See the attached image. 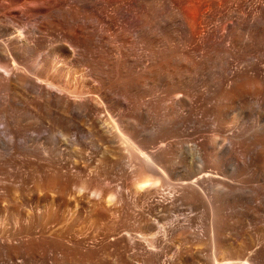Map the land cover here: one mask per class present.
<instances>
[{
    "label": "bare ground",
    "instance_id": "1",
    "mask_svg": "<svg viewBox=\"0 0 264 264\" xmlns=\"http://www.w3.org/2000/svg\"><path fill=\"white\" fill-rule=\"evenodd\" d=\"M263 1L0 0V160L16 151L57 155L66 170L15 191L0 181V206L29 211L6 233L0 223V264H48L27 259L26 246L39 241L26 231L31 226L80 254L90 240L86 255L100 236L117 239L139 264H158L165 238L203 246L178 253L177 262L264 264V189L256 186L264 177L250 169L264 159V138L248 153L264 132ZM49 31L84 55L80 78L54 82L41 76L45 59L29 60V40ZM112 52L120 84L89 59L98 53L103 67ZM88 78L96 93L77 90ZM92 118L102 145L83 126ZM91 167L136 178L125 192L132 201L110 206L101 190L69 182ZM109 209L121 217L110 219ZM92 217L106 235L91 228ZM242 236L257 247L236 256L226 243Z\"/></svg>",
    "mask_w": 264,
    "mask_h": 264
},
{
    "label": "rangeland",
    "instance_id": "2",
    "mask_svg": "<svg viewBox=\"0 0 264 264\" xmlns=\"http://www.w3.org/2000/svg\"><path fill=\"white\" fill-rule=\"evenodd\" d=\"M153 6H155V7H153L154 9L155 8H158V9L162 8L161 6L159 7V5H157V6L153 5ZM111 30H113V29H111ZM22 31L23 30L21 28L15 29V32H17L18 35H21ZM111 33L114 34V30L111 31ZM113 34H111V36ZM166 39L169 40V42L167 40V43H170L171 38L169 36H167ZM171 42H172V40H171ZM32 44H35V47L31 53V56L29 55V60H32V59H35V60L43 59L44 60L45 59L43 61L44 62V68L41 71V76L43 78H49L50 77L54 82L62 83V82H65L67 79L72 80L73 78H80V76L82 74L84 75L83 71H85V70H84V66L82 64L83 61H81L82 58L84 57V55L82 54L81 56H78L77 54H74L76 52H73L71 50L68 43L58 34V32L49 31V32H47L41 36L35 35V38L33 37L32 40H29V46H31ZM120 44L121 43L119 41L113 42V45H115V47H117V48L121 46ZM172 44H173V42H172ZM107 54L109 55L108 56L109 59L107 60L108 64L106 62V65L104 64L105 66L103 65V67L98 62V58H99L98 53H93L89 57V59L92 58L91 61H92V64H94L93 67L94 68L96 67L95 69H99V70H101V72L104 73V71H105L104 69L107 68L108 70L106 69V71H105L106 76L109 75L108 78L111 77L110 79L112 80V82H113V80L114 81L116 80L117 82L119 81L117 84H120V79H121V67H120V63H119L120 58L116 53H113V52H112V54L111 53H107ZM55 55L60 57V59H59V61H57V63L54 61L55 59H53V58H55ZM117 58H119V59H117ZM109 63H111V65H109ZM114 65L119 66L117 68L118 70L116 69V67ZM82 69H83V71H82ZM107 72L109 74H107ZM111 74L113 75V77ZM88 79H87L88 82L86 83V85L82 87L79 84V86H77V90L82 91V89H84V91L96 93L95 90L97 88H95V87H96L97 82L95 83L93 78H88ZM91 79H93V80H91ZM72 84H74V83H72ZM116 86L117 85H114V89H116L117 93H120L121 91H118V90H121V88H119L120 85L117 86L119 89H117ZM79 88H81V89H79ZM221 93L223 94V92H221ZM247 102L248 101H246V103ZM101 116H102V114H101ZM103 116H106V114L103 113ZM91 120L92 121L85 122L83 126L86 130H90L92 135L94 134L93 135L94 142H96L97 144L99 143L98 145H102L103 139H102L100 132L98 131L99 126L97 125L94 118H92ZM242 121L248 122L247 120H242ZM55 129L57 130L58 127L57 128L55 127ZM97 138H98V140H97ZM263 138H264V132L261 133V136L259 135V137H257L256 139H254L252 141V147H250L248 149L249 154H252L251 152L254 151V149L258 148L262 144ZM95 139H96V141H95ZM115 147L116 146H114V148ZM116 153L118 155L124 154V152L122 150H118V151L116 150ZM60 159L61 158H58L57 155L49 156V158L48 157H44V158L41 157L39 159V157H34L31 155L25 154L23 152L16 151L11 156L5 157V158L0 160V181L5 183L11 191H15L19 188V186L21 184H23L25 186H26V184L30 185V183H32V180L34 181V179L35 180H36V178L38 179L39 177H41V175L43 176V174L44 175L46 174L49 176H54V175L66 172L64 163H63L62 159L61 160ZM258 160H259V158H258ZM258 160H255V162L254 161L252 162L253 165L251 164L250 169L255 168V169H253L255 176H257L260 173L258 176H260V178H262V177H264V172H263L264 171V159H262L263 161L262 160L258 161ZM257 165H259V167H261V168H257L258 167ZM63 170H64V172H63ZM260 171H262V172H260ZM132 177L130 175H128V173L125 170H122V169L116 168V167H105V168L91 167V169H89V170L87 169L86 171H81L75 175H70L68 179L72 185H75L78 188L79 187L80 188L85 187V190L87 189V191L88 190L89 191L101 190L106 195V200L108 202L110 200V197L113 200V202L108 203L111 206L113 204H117V205L124 204L125 205V204H128L132 201L129 199L128 196H126V193H125L126 191L129 190V188L134 187L133 185L135 184L134 182H136V178H134V177L132 178ZM254 184H256V183H253V185ZM256 186H261L260 189H264L263 188L264 183L262 181L257 182ZM108 204H107V206H109ZM2 206H0V223L2 222L1 227L3 226L2 227L3 233H4V231L6 233V231L11 229V226L14 224V221L16 219L26 215L29 212L28 208L25 206H23L22 208H18L17 210H13V209L8 210V208L6 210V209H3ZM114 207H116V206H113L111 208L113 209ZM112 209L111 210L109 209V211L107 210L106 215H108V212H111V213L114 212L113 213L114 216L110 215V217H109V215H108L107 217H109L110 219L113 218L114 220H117L116 215L118 214L119 211L117 209H114V210H112ZM115 210H117V211L115 212ZM119 216L121 217L120 212H119ZM119 216H118V218H119ZM90 222H92L91 228L92 227L93 228L98 227L97 231H99V228H100L101 229V231H99L100 233L103 232L102 233L103 235L107 234L105 232L104 224H102L98 220V218L92 217L90 219ZM4 223H5V225H3ZM33 228L34 227L31 226V228H29L30 231H29V229H27L26 231L34 234V236H32V237L38 238L37 240H39L40 243H39V241H37L35 244L36 246L31 245V244H28L26 246L28 249L26 250V248H25V250L28 251L27 255H29V256L27 257V259L29 260V262H32L33 260H35V257H37V259H38V256H39V258H40L39 260H42L44 258L43 260H47L48 264H82V263H84V264H139L138 259L133 254L134 251L133 250L131 251L130 248L126 247L122 242H120L117 239L112 240L111 237L107 236V238H105L103 236H100L99 239L100 240L103 239V241L99 242L95 247L92 248V250H90L91 253L86 255V253H85L86 250H88L89 248L91 249V246H92L90 240L84 244V247L82 246V248H80L81 253H82V254H80V253H78L77 248H74L72 244L69 245V249H67V250H64L63 248L61 249V247H59V246L58 247L53 246V244H50L49 241H47V239L45 238L46 235L45 236L39 235L40 227L39 228L37 227L36 229H33ZM78 229H80V226ZM159 246H160L161 250L158 248L157 252L160 255H162V257L157 261L158 264H162V263L163 264H190V263H185V262H177L178 261L177 260V258H178L177 254L184 251V250H191L193 248H195V249H193L194 250L193 252H195L196 250H199V248L201 247L200 245H196V246L192 247V245H190V244H187V243H184V242L178 241V240H173L170 238H165V240H163V242H161V244ZM226 246H229L231 252H233L235 255L237 254L236 256H239L238 254H240V256H242L243 254H245L246 251L248 252L249 249H255V247H257L256 243H254V240L247 238V237H244V236L237 238V239H236V237L235 238L231 237V239L226 243ZM165 247H166V249H165ZM220 250H223V251L221 252ZM220 250H219L220 253H223L224 251L226 252V248L224 249V247H221ZM30 254H31V256H30ZM34 254L37 256H35ZM168 259L169 260L172 259V260H170L171 262H169ZM41 264H44V263H41Z\"/></svg>",
    "mask_w": 264,
    "mask_h": 264
}]
</instances>
